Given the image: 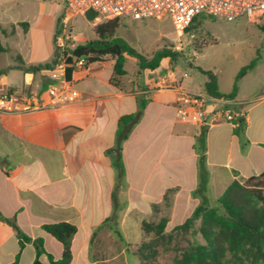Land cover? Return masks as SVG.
Returning a JSON list of instances; mask_svg holds the SVG:
<instances>
[{
    "label": "crops",
    "instance_id": "0c3cea01",
    "mask_svg": "<svg viewBox=\"0 0 264 264\" xmlns=\"http://www.w3.org/2000/svg\"><path fill=\"white\" fill-rule=\"evenodd\" d=\"M45 1H42L43 7ZM60 13L61 8L56 7L44 29V21L41 24L39 19L11 20L7 10L2 11L1 26L4 29L16 26L15 33L6 37L8 45L2 41L6 48L2 54L21 56L24 67L51 61L56 21ZM21 22L29 24L27 31L21 28ZM39 24L43 30L40 34L35 32ZM42 35L44 38L40 41ZM96 64L98 68H104ZM96 64L84 67L82 71L79 64L76 65L72 83L68 85L77 98L67 101L58 97L65 87L64 68L58 70L59 78L52 76L56 69L25 73L20 68L21 64L14 59L10 67L22 73L23 82L19 85L7 84L4 91L24 86L37 92L47 107L26 114L0 111V211L8 218L15 217L27 235L42 237L46 250L56 259L62 255V244L43 231L41 226L61 221L74 223L78 232L72 241V264L88 261L87 248L94 228L112 214L115 173L112 159L106 151L115 145L119 118L137 109L138 92L112 85L109 82L111 69V75L100 82L98 74L94 72ZM4 76L6 79L7 73ZM170 85L174 87L173 91H157L150 99L142 119L123 146L128 182L125 195L130 206L136 207L131 202V193L136 187L141 195L150 199L146 208L159 203L170 188H181L176 198L177 205L181 192L190 194L198 187L197 154L193 145L201 126L176 117L178 91H197L182 84ZM233 103L245 119L244 135L249 145L242 150L240 138L234 134L235 126L231 123L219 122L207 127L206 164L209 179L204 197H207L209 187L214 190V186L221 184L223 190L216 196L219 197L233 180L244 182L264 171V89L243 93L238 86ZM151 163L158 170L157 195L151 188L152 182L146 171ZM136 165L145 167L139 184L133 177ZM179 165L184 168L181 172ZM164 166L171 168L165 181L162 172ZM173 167L177 168L174 174ZM180 180L187 181L188 187ZM13 239L15 245L8 249L7 243ZM28 249H31L33 264L35 250L31 243H27L23 249L20 262ZM18 251L15 230L0 221L2 264L13 262ZM41 260L43 264H49L46 255Z\"/></svg>",
    "mask_w": 264,
    "mask_h": 264
},
{
    "label": "rangeland",
    "instance_id": "374dc122",
    "mask_svg": "<svg viewBox=\"0 0 264 264\" xmlns=\"http://www.w3.org/2000/svg\"><path fill=\"white\" fill-rule=\"evenodd\" d=\"M43 0H0V13L7 10L11 20L31 21L39 19L44 21V29L47 20L52 17V12L56 7L61 8L59 16L66 13L69 17L65 25L66 34L70 36L67 41L70 44L87 43L96 38L95 27L103 22L101 19L90 21L85 15H73L66 9L64 0H46L44 7ZM200 24H195L183 34L175 30L173 22L169 17L150 18L145 20H121L117 36L125 39L139 53L150 59L154 52L163 48H169L177 53L174 63L164 59L160 67L154 71L145 70L143 75H139L138 60L127 57L125 69L127 74L119 78L120 85L125 90L137 91L136 96H143L150 101L157 94V85L161 77L166 79V84L184 87L206 94L202 91L206 76L203 75L199 67L204 70L213 71L218 78L219 89L224 93H230L235 84L241 87L243 93L248 90L260 91L264 89V25L257 22L255 17H240L234 21H227L222 18H211L200 16ZM40 24L35 32L42 33ZM23 29V27L21 26ZM8 33L11 26L6 29ZM24 30V29H23ZM45 32V31H44ZM9 34L0 33L1 41H6ZM46 38V33L44 34ZM39 38L40 41L44 38ZM17 56L11 53L0 54V67L8 69L7 77L1 76L0 93L7 84L19 85L23 82L22 73L10 67ZM257 59L256 66L247 72L245 76L237 80L240 70ZM63 63V60L60 61ZM101 66L102 63H99ZM59 66V65H58ZM56 67V70L61 68ZM94 67V72L102 82L111 70ZM85 65L79 64L82 71ZM6 75V74H5ZM61 80V79H59ZM164 136V134H163ZM181 165V163H180ZM179 165L181 172L184 168ZM145 167L136 165L134 169V179L136 183L143 179ZM177 168L173 167L172 172ZM147 174L151 179V188L154 193H158L159 176L158 170L153 163L146 167ZM171 168L162 167L163 181L168 179ZM181 176V174H180ZM174 178V175H173ZM181 179V178H180ZM183 181L188 187V182ZM157 183V185H156ZM170 183V182H169ZM157 187V188H156ZM214 190L207 191V197L199 198L188 192H181L176 205L177 194L180 187H176L167 198L159 203H153L148 208L150 199L141 195L138 187L131 193L129 204L125 193L119 192L120 202H126V207L119 215L117 228L123 239L119 238L116 232L105 224L91 236L87 248L88 261L80 264H175L182 254L195 242L203 243V239L198 232L200 221L195 223L192 230L182 232L176 227L188 218L195 207L201 203L202 199L209 205H213L216 197L223 190L221 184L214 186ZM157 189V190H156ZM127 214L124 217V213ZM165 217L168 219L164 233L158 235L155 230L147 231L142 227L145 221L151 225H156ZM8 249L14 247V239L9 240ZM0 264L2 260L0 259ZM20 264H31V249L24 252Z\"/></svg>",
    "mask_w": 264,
    "mask_h": 264
},
{
    "label": "trees",
    "instance_id": "16d2710c",
    "mask_svg": "<svg viewBox=\"0 0 264 264\" xmlns=\"http://www.w3.org/2000/svg\"><path fill=\"white\" fill-rule=\"evenodd\" d=\"M65 14L59 16L56 21L54 34V54L51 61L24 67L21 56L16 59L21 64L20 68L25 72L53 71L60 61L64 63V79L68 84L72 83L73 73L76 70L78 62H82L85 67L92 64L102 63L105 69L112 70V76L109 82L117 88H122L119 78L125 76L127 71L125 63L127 57H133L138 60L139 75H143L145 70L154 71L160 67L164 59L174 63L177 53L169 48H163L154 52L150 59H147L135 48H133L125 39L116 35L120 18L103 21L95 27L96 38L80 44L67 43L63 50L56 46V40L63 30V18ZM90 21L96 19L97 14L89 12L85 15ZM196 17L188 31L195 24L202 21ZM27 31L29 24L21 22L19 24ZM264 28V27H263ZM16 26L12 25L10 34H14ZM0 33L9 34L0 24ZM6 52L0 38V54ZM257 63V59L243 67L237 80L241 79L252 70ZM200 72L207 77L204 84V92L214 98H225L234 100L237 94V84L233 90L224 94L218 87L217 75L211 70H204L199 67ZM8 69L0 68V77L5 75ZM23 90H27L24 86ZM137 109L135 112L122 115L118 120L116 130L115 145L106 151V154L112 159V167L115 173V187L112 193V214L100 225L94 228L92 236L97 230L105 224L116 232L119 238L123 239L121 232L117 228L119 215L126 207V202H120L119 192L125 193L128 188L126 179L127 172L123 159V146L129 139L132 131L142 119L144 110L149 102L143 96H136ZM208 126H201L199 134L196 136L193 145L197 154V173L198 187L193 194L203 198L204 191L207 188L209 174L206 164V132ZM245 119L241 116L236 119L234 134L240 138L242 150L248 145L249 141L244 135ZM264 146V144H263ZM176 188H170L164 194L167 195ZM0 221L11 226L18 238L19 251L13 262L9 264H19L21 254L27 243H31L35 250L33 264H43L41 257L47 256L49 264H72L73 252L72 241L78 232V227L69 221L57 223H47L41 226V229L53 236L62 244L63 252L59 259H56L45 248V242L42 237H31L27 235L17 224L16 218H8L0 211ZM200 221L198 229L203 239V243L195 242L178 259L175 264H264V171L260 174L247 178L244 182L233 180L215 200L213 205H209L205 199L201 200L193 210L192 214L186 220L176 227L177 230L186 232L192 230L195 223ZM168 219L163 217L156 225L147 222L142 223V227L149 231L155 230L158 235L164 233Z\"/></svg>",
    "mask_w": 264,
    "mask_h": 264
},
{
    "label": "built area",
    "instance_id": "2783aa9c",
    "mask_svg": "<svg viewBox=\"0 0 264 264\" xmlns=\"http://www.w3.org/2000/svg\"><path fill=\"white\" fill-rule=\"evenodd\" d=\"M66 9L73 15H86L89 12L97 14V19L103 21L120 18L122 20H145L150 18H171L175 30L183 34L198 16L222 18L234 21L240 17H255L264 25V0H64ZM65 13L63 30L58 35L56 46L63 50L70 36L66 34L65 25L68 20ZM77 64H82L78 62ZM64 68V63L58 66ZM54 78H59L58 71L52 72ZM157 91H173L174 87L166 84L161 77L156 83ZM64 88L58 97L74 101L76 93L70 92V87L64 79ZM68 91V93H66ZM176 117L186 123L198 126H210L219 122L236 125V119L243 114L234 108L233 100L214 98L207 94L186 89L178 91L176 99ZM41 96L32 90L11 88L0 93V111L9 113H32L45 109Z\"/></svg>",
    "mask_w": 264,
    "mask_h": 264
}]
</instances>
